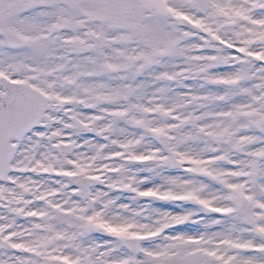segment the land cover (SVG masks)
<instances>
[{"label": "snow or ice", "instance_id": "6c2138e0", "mask_svg": "<svg viewBox=\"0 0 264 264\" xmlns=\"http://www.w3.org/2000/svg\"><path fill=\"white\" fill-rule=\"evenodd\" d=\"M0 264H264V0H0Z\"/></svg>", "mask_w": 264, "mask_h": 264}]
</instances>
